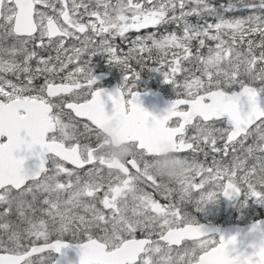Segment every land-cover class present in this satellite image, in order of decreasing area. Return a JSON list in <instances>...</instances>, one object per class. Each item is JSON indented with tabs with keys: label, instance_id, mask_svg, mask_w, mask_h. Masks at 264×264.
<instances>
[{
	"label": "snow or ice",
	"instance_id": "snow-or-ice-1",
	"mask_svg": "<svg viewBox=\"0 0 264 264\" xmlns=\"http://www.w3.org/2000/svg\"><path fill=\"white\" fill-rule=\"evenodd\" d=\"M102 51L113 91L96 87ZM144 69L176 93L162 116ZM109 122L138 157L105 156ZM158 143L186 161L175 187L149 173ZM220 196L264 202V0H0V264H60L67 237L80 264H264V241L233 254L237 235L186 211Z\"/></svg>",
	"mask_w": 264,
	"mask_h": 264
},
{
	"label": "water",
	"instance_id": "water-1",
	"mask_svg": "<svg viewBox=\"0 0 264 264\" xmlns=\"http://www.w3.org/2000/svg\"><path fill=\"white\" fill-rule=\"evenodd\" d=\"M142 97H143V101H142L143 107H145L149 112L157 116L164 115L166 113V109L169 108L171 103L173 102V101L170 102L166 101V99L162 96L160 92H155L154 90H149ZM113 110H114V105L110 100H107L106 111H108L109 114H111ZM248 110H249V106L245 103L243 106V111L246 112ZM222 119L225 120L227 124L229 118L225 116ZM110 123L111 122L106 123L103 126L102 130L111 136L115 145L121 146L124 143L133 142L130 141L128 138L122 136L118 131L116 125L115 127H109ZM169 147L170 146L164 143L154 144L150 148V152L152 153V155L163 156L164 153L168 151ZM33 160L35 162V167L37 169L39 166L37 156ZM223 200L226 206V210L228 211L231 203H233L234 201H240L241 198L238 200H230L223 196ZM259 222H260V227L255 231H253V226L256 225L258 222L247 226L232 225L229 227H213L208 224H203V225L208 229L212 230L213 235L217 234L219 238L223 236L227 239L233 235H237L238 243L237 245H235L236 251L233 254L236 253L251 254L252 252L255 251L253 245L254 244L258 245L261 241H264V220ZM67 243L71 244L72 246L63 249L62 253H55L57 255L56 260H59L60 264H80V249L75 246V243H71V242H67Z\"/></svg>",
	"mask_w": 264,
	"mask_h": 264
},
{
	"label": "rangeland",
	"instance_id": "rangeland-1",
	"mask_svg": "<svg viewBox=\"0 0 264 264\" xmlns=\"http://www.w3.org/2000/svg\"><path fill=\"white\" fill-rule=\"evenodd\" d=\"M115 2V0H113ZM217 4H227L229 0H214ZM231 15V14H227ZM147 31H152V29H149ZM134 36V34H133ZM116 43H120L119 40L116 41ZM124 50H127V46L124 45ZM96 55L105 56L108 55L106 52H99ZM93 60V57H92ZM92 67L95 71L94 65L92 63ZM148 73V84L149 85H156L159 88H166L170 92L175 93L173 87L164 82V77L162 74L158 72H152L148 69H146ZM233 90H239V88H235ZM225 122V121H224ZM103 141L105 140L104 136L102 137ZM251 141H249L250 143ZM103 145V150H104ZM132 156L137 155L139 156V153L136 152L134 148H132ZM117 151V150H116ZM115 152V151H114ZM219 158V157H218ZM169 158L168 157H152V159L148 162L149 167L153 166H160L163 167L166 165V162ZM200 161L203 162L204 158L203 156L198 157ZM211 160L209 158L208 163H210ZM199 178H197L198 180ZM172 187H175L174 184L170 185ZM146 191H153L150 188H147L145 186ZM154 198L157 199L160 203H167V201L164 199V196L160 193L153 192ZM195 196L198 198L199 193L195 194ZM186 211L189 215L194 216L195 219L201 224L203 222H208L211 224H217L220 223V225H229L231 222L235 223H250L254 221L257 218L264 217V202H258L255 198L245 200L243 197L240 202H236L232 204L229 208V211L227 212L225 208V204L223 202L222 196L219 197V199L216 202L208 204L203 211H197L196 206L194 204H188ZM69 241H73L71 237H67ZM39 243V242H38Z\"/></svg>",
	"mask_w": 264,
	"mask_h": 264
},
{
	"label": "flooded vegetation",
	"instance_id": "flooded-vegetation-1",
	"mask_svg": "<svg viewBox=\"0 0 264 264\" xmlns=\"http://www.w3.org/2000/svg\"><path fill=\"white\" fill-rule=\"evenodd\" d=\"M108 59H109L108 55H105V56L95 55L93 57L92 63H93L94 68H95L94 74L98 77L96 87L106 89L107 91H113L114 89H116L118 86H120L122 84L124 74L120 71V69L110 67L109 63H108ZM157 85L158 84H156V85H149L148 84V73H147L146 69H144L142 71V78L139 81V85H138V90L141 93V95L146 93L148 90L153 89L156 91H161L163 93V95L168 100H175L176 99V93H172L166 88H159ZM105 98L107 99V97H105ZM141 101H143L142 96H141ZM101 136L102 137L104 136V138H105V140L103 141V145L105 147V144H107L108 138L110 136H108L107 134H105L103 132H101ZM112 143H113V141H112ZM122 146H128L130 148L132 147L137 152L135 144H125ZM119 148L120 147L117 146V147H114L112 150L118 151ZM133 156H137V155H133ZM263 218L264 217H260L256 220L263 219ZM214 238L217 239V237H214Z\"/></svg>",
	"mask_w": 264,
	"mask_h": 264
},
{
	"label": "clouds",
	"instance_id": "clouds-1",
	"mask_svg": "<svg viewBox=\"0 0 264 264\" xmlns=\"http://www.w3.org/2000/svg\"><path fill=\"white\" fill-rule=\"evenodd\" d=\"M109 127H115L114 123H110ZM117 147L112 143L111 137L108 138L107 144H105V148L103 150L106 157L124 162L129 157H131L132 149L128 146H120L118 151H113L112 149ZM169 159L166 162V165L163 167L153 166L149 167V173L159 180L163 184L172 185L177 183L185 174L186 170V161L183 157L176 154L169 147L168 151L164 153Z\"/></svg>",
	"mask_w": 264,
	"mask_h": 264
},
{
	"label": "trees",
	"instance_id": "trees-1",
	"mask_svg": "<svg viewBox=\"0 0 264 264\" xmlns=\"http://www.w3.org/2000/svg\"><path fill=\"white\" fill-rule=\"evenodd\" d=\"M66 240H68V239L66 238Z\"/></svg>",
	"mask_w": 264,
	"mask_h": 264
}]
</instances>
